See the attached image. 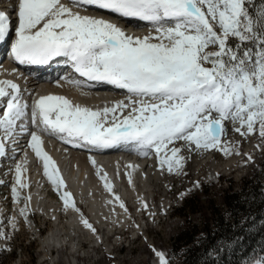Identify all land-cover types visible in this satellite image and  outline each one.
<instances>
[{
    "label": "snow or ice",
    "instance_id": "1",
    "mask_svg": "<svg viewBox=\"0 0 264 264\" xmlns=\"http://www.w3.org/2000/svg\"><path fill=\"white\" fill-rule=\"evenodd\" d=\"M258 3L253 11V0H11L10 9H0V42L14 32L15 62L46 65L63 58L79 77L65 80L81 94L86 95L88 81L125 90L126 95L93 108L48 94L29 106L18 83L0 79V102L6 101L0 115V158L8 154V143L15 146L20 136L30 137L27 146L42 162L43 174L59 193L64 210L79 214L82 225L102 243L67 190L56 161L45 151L43 136L89 150L131 146L141 156L154 154L161 173L175 176L187 175L192 154L242 155L237 144L222 137L225 122H231L241 138L258 133L264 139V0ZM89 8L146 22L152 31L130 34L104 15L87 14ZM243 155L252 161L251 154ZM91 163L96 165L95 159ZM26 164L25 157L9 171L14 176L13 202L30 224L31 195L24 194L30 187ZM98 175L112 193L107 173L98 170ZM115 201L131 219L119 195ZM139 203L138 210L154 219L147 201L140 197ZM9 223L18 230L16 217ZM10 239L0 230V240ZM229 246L235 250L229 240L206 249V255L220 264ZM150 248L157 264H171L163 250ZM246 264H264V248Z\"/></svg>",
    "mask_w": 264,
    "mask_h": 264
},
{
    "label": "bare ground",
    "instance_id": "2",
    "mask_svg": "<svg viewBox=\"0 0 264 264\" xmlns=\"http://www.w3.org/2000/svg\"><path fill=\"white\" fill-rule=\"evenodd\" d=\"M65 2H67V0H65ZM11 7V0H0V9H10ZM103 13L105 12L89 8L87 14L104 15L106 18L118 23L128 33L133 35L143 36L152 31V25L146 22L133 19H123L117 17L115 14ZM12 15V23L14 27L17 21L15 19V14L13 13ZM10 39H14V32L10 34ZM4 43L6 42H1L0 50ZM0 79H12L18 83L20 87L24 84L23 79L19 78L15 73H12L11 69L8 67L0 68ZM29 88L34 91L33 100L41 95H64L72 99L75 103H80L93 108L103 107L105 104H111L115 100L123 99L126 95L125 90H110L107 87L99 86L92 89H83V92L86 93V95H83L80 90L74 88L67 83L66 80L54 82L49 81V83H46L45 85H39L36 82H33L29 85ZM22 96L23 99L28 102L29 106H31V95L25 93L22 94ZM5 102H0V115H2ZM27 123H29V127H31L30 121ZM229 126L230 129L228 134L222 137V139H227L229 141L261 140V137L257 139L254 138V134L250 135L248 138H241L239 134L233 132V125L231 122H229ZM32 130L36 129L32 128ZM28 139H30V137H28ZM28 139L23 140L26 148L21 145L17 146L18 144L12 146L11 143H8V154L5 157L0 158V181H2L0 185L6 184L5 182L8 181L5 179V173H7L10 183L9 197H12L11 186L14 182V176L9 169L14 168L16 162L24 160L26 157L27 172L25 178L30 184V187L24 190V194L31 195V210L44 216L45 223L47 221L48 223L52 224L53 222L55 224L54 227L51 226L48 230L47 237L43 239L45 257H49L47 246L52 248L57 246V244H61L62 248L66 245V248H72V250L78 251L79 246L83 248V241H89L92 242V245L95 247L97 245L96 242L99 241L90 230L82 225L79 214L73 211H65L61 199L55 197L54 194L57 191L43 174L42 162L39 161L31 149L28 148ZM43 140L45 151H47L56 161L60 174L66 182L67 190L72 193L76 204L82 209L84 216L88 220L90 217L88 218L86 216L83 206L89 209L88 212L92 217V221H89L97 229L102 242H108L109 237L115 231V225H119L120 227L125 226L133 218L131 215V219H129L127 214L119 208L118 202L115 201L116 195H119L127 206L128 202L131 201L135 204V207L141 206L139 198L142 197L149 204L151 212H154V210L158 211L165 209L169 206V199L161 202L159 205L152 206L156 200V189H158V187H162L165 192H168V185L165 179L167 173H161L154 154L150 153L149 156L144 157L139 155L133 147L127 145H121L105 150H89L86 148L74 147L70 144L64 143L59 138L47 135L43 136ZM258 146V144H252L251 148H254L255 152H258L260 149V146ZM17 148H19V152ZM215 153L216 152H208L203 154L199 159L195 156L197 159L194 157L191 163H196V166L198 167L204 159H207V163H210V160H212L208 167V171L211 176L217 177L222 169L231 166L232 160L220 163L216 161ZM92 159H95L96 165L91 163ZM129 164L136 165L137 167L135 169H129L127 167ZM98 170L107 173V179L114 187L112 193H109L104 187L105 182L100 179ZM129 173L131 174V183L129 182ZM183 196L181 195V198ZM9 197H3L0 192V224H3L10 219V217H16L18 221L17 226H20L22 229L24 219L19 216L17 211L19 205L15 204L13 201L12 205H9L5 201ZM109 201H112V203H109ZM30 219L31 212L29 214V220ZM100 229H103V235L100 233ZM42 231L43 230H39L41 235H43ZM23 233H25V231ZM115 234L116 233L113 235ZM63 242L65 244H63ZM5 243L6 241L0 240L1 247H4ZM108 243L110 244V242ZM79 256H82V254L68 257L69 263L79 264ZM155 264H157V260Z\"/></svg>",
    "mask_w": 264,
    "mask_h": 264
},
{
    "label": "rangeland",
    "instance_id": "3",
    "mask_svg": "<svg viewBox=\"0 0 264 264\" xmlns=\"http://www.w3.org/2000/svg\"><path fill=\"white\" fill-rule=\"evenodd\" d=\"M251 7L253 11L259 7L258 0H253ZM225 127L226 134H228L230 129L229 122L225 123ZM253 137L256 139L260 138L258 133H254ZM232 142L237 144L242 155L224 156L222 153L216 152V161L223 163L232 160L231 166L222 169L217 177L211 176L208 171L212 160L207 163V159H204L198 167L196 163H191L195 156L199 159L203 154H192L193 157L191 156L186 167L187 175H165L168 192H165L162 187H158L156 189V200L152 206L159 205L169 199V206L165 208L167 210L166 214L163 209L154 210L155 217L153 219L148 213L138 210L141 206L135 207L133 202H128L127 207L133 218L125 226L115 225L113 234H116H112L109 237L108 242L110 244L108 242H102L101 244L96 242L97 245L94 247L92 242L83 241V248L79 246L78 251L66 248V245L62 248L61 244H57V246L52 248L47 246L49 257L46 258L43 239L47 237L51 226L54 227L55 224L47 221L45 223V217L33 210L31 211V223L28 224L24 221L22 229L17 226L18 230L13 231L8 219L3 224H0V229L7 231L11 236V239L6 241L4 247L0 246V264H70L68 257L77 254H82V256L78 257L79 264H155L157 258L154 256L150 245H154L156 249L163 250L170 258L171 264H181L190 245H181V243L175 242L176 237L189 225L191 229H193V225L198 226L197 240L204 236L205 232L202 230L205 221L204 217H210L211 213H213V206H219L224 211L226 210L223 207L221 195L223 193L222 190L228 188L227 183L230 182V179L235 182L234 188L238 189L243 176L261 168V163L264 160V139L232 140ZM252 144L260 146L258 152L251 148ZM243 154H251L253 157L252 161H247V156ZM197 157L195 158L197 159ZM7 175L5 173V179L8 181L0 189L3 197H9L10 195V183ZM261 176L264 179V170H262ZM220 180L223 184L215 186ZM196 181H199V187H194ZM203 184H210L208 185L207 194L201 190ZM184 192L187 194L181 198V194ZM54 195L56 198H60L58 192ZM191 197L194 199L196 197V200L200 198L194 210L186 209L180 211L184 199H190ZM5 201L9 205L13 203L12 197ZM83 210L86 216L90 217L89 220L92 221V217L88 212L89 209L83 206ZM135 225H139V228L135 227ZM39 230H43V235H41ZM139 230H142L140 234H138ZM24 231L25 233H23ZM100 233L103 235V229H100ZM63 244L65 243L63 242Z\"/></svg>",
    "mask_w": 264,
    "mask_h": 264
},
{
    "label": "trees",
    "instance_id": "4",
    "mask_svg": "<svg viewBox=\"0 0 264 264\" xmlns=\"http://www.w3.org/2000/svg\"><path fill=\"white\" fill-rule=\"evenodd\" d=\"M262 170H264V160L261 163V168L242 177L238 189L234 188L235 182L230 179V182L227 183L228 188L223 189L221 195V201L226 210L224 211L219 206H213V213L210 217H204L202 228L205 232L204 236L197 240L198 226L195 225H193V229L189 225L188 228L182 230L175 242H179L181 245H190V248L184 255L181 264H206V262L213 264L216 258H210L206 255L205 250L224 245L229 240L234 242L235 250L229 246L228 252L221 254L220 264H246L247 260L261 253V249L264 248V179L261 176ZM218 184L222 185L223 182L220 180L215 186ZM208 185L210 184L202 185L201 190L205 194L208 193ZM199 199L196 200V197L195 199L193 197L185 198L180 211L194 210Z\"/></svg>",
    "mask_w": 264,
    "mask_h": 264
}]
</instances>
